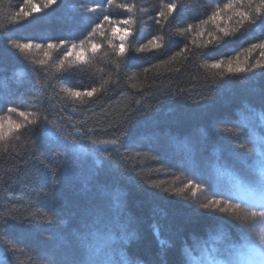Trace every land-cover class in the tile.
<instances>
[{
  "label": "trees",
  "instance_id": "1",
  "mask_svg": "<svg viewBox=\"0 0 264 264\" xmlns=\"http://www.w3.org/2000/svg\"><path fill=\"white\" fill-rule=\"evenodd\" d=\"M84 1L55 0L44 8L45 0H32L39 9L33 13L26 0H0V117L24 124L0 140V264L52 263L47 256L62 231L61 220L67 233L81 237L86 200L97 209L101 201H114L112 209L123 229L119 247L132 264H185L182 250L205 241L221 221L179 196L163 178L161 166L135 156L131 146L148 134L181 138L200 131L205 149L218 153L221 125L238 114L249 117L257 135H264V125L251 112L264 111V66L251 68L264 57L258 47L246 51L264 43V12L257 16L254 11L259 0L251 7L247 0H166L177 7L165 19L159 12L167 14V9L153 12L152 0H113L105 13L109 20L102 16L95 23L102 22L97 34L81 38L84 55L78 62L74 56L65 59L64 49L21 52L11 45L10 40L20 43L37 30L61 42L57 17L68 8L84 11ZM228 3L234 7L224 8ZM124 4L131 11L119 7ZM217 8L215 24H203ZM237 11L251 12L254 21L240 26ZM126 19L129 24L119 23ZM217 24L240 31L217 44L213 38L222 35ZM125 28V53L118 57L112 44H121ZM92 44L98 45L94 53ZM144 46L145 51H135ZM230 58L233 67L249 70L228 73ZM61 60L63 69L57 67ZM219 60L224 64L212 68ZM93 88L97 91L91 97L82 98L64 91ZM10 108L29 112L28 120L35 123ZM64 145L86 160L83 166L89 164L86 175H80L77 164L67 166ZM42 181L45 197L37 188ZM51 204L57 208L55 215L48 209ZM162 240L168 245L162 247Z\"/></svg>",
  "mask_w": 264,
  "mask_h": 264
},
{
  "label": "rangeland",
  "instance_id": "2",
  "mask_svg": "<svg viewBox=\"0 0 264 264\" xmlns=\"http://www.w3.org/2000/svg\"><path fill=\"white\" fill-rule=\"evenodd\" d=\"M165 4L166 0H152L153 12L161 10ZM83 6L84 11L68 8L61 17H57L60 24L57 28L58 38L64 41L67 47L72 43L79 44L80 40L89 36L95 23L107 12L109 4L107 0H85ZM88 8H95L96 11L88 12ZM50 37L45 30H37L20 38L19 42L41 44L43 47L40 49L32 48L36 51L47 49V44H53L55 41L61 43ZM1 100L3 97L0 95V106ZM21 111L17 109L14 114L20 116ZM22 112L28 116L30 114L27 111ZM2 117L0 123H4L5 127L9 119L14 121L8 115ZM242 122H247L252 131H255L250 118L242 114H238L234 121H225L221 125L223 135L217 146L218 153L205 149L200 131H192L181 138L169 133L148 134L136 138L131 146L135 156L154 161L161 166L163 178L172 185L175 192L176 189L184 187L188 180L201 184L202 188L195 198L192 197L190 189L178 195L196 210L213 214L220 219L221 224L209 231L205 241H195L189 248L194 258L192 264H264V245L259 243L258 237L248 235L246 227L242 228L229 213L209 212L199 206L208 199L215 198L222 203L240 204L241 209L245 211L258 212L264 208V195L253 186L254 179L259 177V157L240 147H252L249 143V133L242 129L240 134L232 135L227 131L232 129L236 132ZM62 147L61 151L66 154L67 166L77 164V168L81 170L80 175H86L90 169L89 164L86 162V166H83L81 163L86 160L78 152L71 151L70 147ZM43 184L44 181L40 182L37 188L41 189V195L45 197L47 192L42 187ZM86 202L89 208L87 212H81V219H86L85 224H82L81 237L76 239L72 231L67 233L66 221L61 220L62 231L58 232L59 237L51 246L54 254L47 256L51 259L50 264H87L88 257L95 253L105 260L112 258L118 261L124 257L119 247L123 229L116 210L112 209L114 201L111 200L109 205H106L107 201H101L98 209L92 206L91 200ZM48 209L50 213L57 214L55 205L51 204ZM259 227L257 222V230Z\"/></svg>",
  "mask_w": 264,
  "mask_h": 264
},
{
  "label": "snow or ice",
  "instance_id": "3",
  "mask_svg": "<svg viewBox=\"0 0 264 264\" xmlns=\"http://www.w3.org/2000/svg\"><path fill=\"white\" fill-rule=\"evenodd\" d=\"M26 2L30 4L31 11L33 13L39 10L37 8V6L34 3H32V0H26ZM107 2L109 5H111L113 3V0H107ZM53 3H55V0H45L43 6H44V8H47ZM247 3L251 7L253 4V0H247ZM119 7L127 8L129 11H131V8L126 4L119 5ZM176 7H177V4L175 2L163 5V8L167 9V14L162 9L159 12V16L167 19V15H171L172 12L174 11V9H176ZM233 7H234V4H232V3H228V4L224 5V8H226V9H231ZM22 11H23V9H22ZM86 11L95 12L96 9L95 8H88V9H86ZM254 11H255L257 16L259 14H261L262 12H264V0H259V3L255 5ZM19 15H20L19 12L16 13L17 17ZM23 15L25 17H27L28 15H30V13L29 12H23ZM236 15L242 17V19L239 21L240 26H242L244 24L245 20H247L249 23H252L255 19V17L252 15L251 12L245 13V12L237 11ZM219 16H220V9L217 8V10L215 12H213V14L208 18V20L202 21V23L207 24L209 21H211L215 24V22L217 21ZM229 19H231V17H229ZM108 20H109V17L107 15H105L104 21H108ZM157 22H159V21H157ZM119 23L127 25L130 23V20L126 19V20L120 21ZM101 27H102V22L97 23L95 25V28H93L92 31L89 33V37L95 36L97 34V31L100 30ZM216 27H217L218 32L222 33L221 36H216L213 38L215 43H217V44L222 39H224L225 37L234 36L238 31H240L239 27L233 28L231 30H229L228 28H225V27H220L218 24L216 25ZM3 28H4V26L0 25V31H2ZM191 28H192V26L189 25V28L187 30L190 31ZM116 32H117V29L115 27H113L112 28L113 35H115ZM199 34L200 33H198V35ZM99 35L101 37H104L105 39H107V37H105V33L103 31H100ZM127 35H129V33H128V30L125 28V29H123V35L120 36L121 44L118 47L116 45L112 44L111 40H108L109 44H112L113 50L118 57L124 56V53H125L124 41H125ZM89 37H86L85 39H88ZM10 43L14 48L19 49L21 52L29 50L33 47H35L37 49H40L43 47L41 44L18 43L15 40H10ZM150 43H152L153 48H159L160 47V45L158 43H155V42H150ZM209 43H212V41H209ZM64 44H65L64 41H61V43L59 45L49 43V44H47V49H64L63 50V56L65 57V59L74 56L75 60L77 62L80 61L84 55L85 40H80L79 45H77L76 43H72L67 48H64ZM203 46H206V45H203ZM78 47L80 48V51H76V49ZM97 47H98V45L92 44L93 53L96 51ZM257 47L262 49V51L260 52V55L262 57H264V43H260L259 45H253L252 49H248L246 51L251 53V51ZM145 50H146V46L135 49V51H137V52L145 51ZM47 55H48V52L45 51V56H47ZM177 55H179V53H177ZM39 63L43 65V64H46V61L41 60V61H39ZM223 64H224V61L219 60V61L213 63L211 65V67L212 68H220ZM257 66H264V60H257L256 63L251 65V68H255ZM57 67L59 69H63L64 61L61 60L59 62V64L57 65ZM248 70H249L248 67H240L238 64L235 67H233L232 59L230 58L228 60V67H227L228 73H240V72H246ZM64 91L72 98H82L84 96L91 97L97 91V89L93 88L91 91H86L83 93L80 91H73L71 89H64ZM9 112H17V109L16 108H10ZM251 112L253 115H256L257 118L259 119L260 123L262 125H264V111H260L257 113V112H255V110H251ZM19 115L21 117H24V119L28 123H35V120H28V114H26L25 112L21 111V112H19ZM6 123H7V127H5L4 123H0V140H6V139L12 137V134L14 132H17L19 129L24 127V124L15 123L11 119H9ZM242 129L248 131L249 137H250L249 143L252 144V147L247 148L245 145H240V147L244 148L245 151L248 152L249 154L256 155L259 157V159L257 161V165L259 168V177H258V179H254L253 186L255 187V189L257 191H259L262 195H264V135L258 136L255 131H252V129L249 127L247 122H242L240 124V126L238 127L236 132H233L232 129H227V131L229 133H231L232 135H238V134H240V131ZM113 143H116V141H113ZM177 179H179V178H177ZM201 188H202L201 184L194 183V181H192V180H188L187 184H185L184 187H182V188L176 189V192H177V194H183L186 189H190L192 197L195 198L197 196L198 191H200ZM193 202H195V200ZM116 203L119 204V197H117ZM199 206L205 210H208L209 212H217L218 211V212L229 213L230 215H232V217L234 219H236L240 223L242 228L246 227L248 235L258 237L259 243L261 245H264V208H262V210H260L258 212L252 211V210L245 211V210L241 209L240 204H234L233 205L231 203H222L221 200L215 199V198L208 199L207 202L202 203ZM257 222L259 223V226H260L259 230H257ZM157 235H159L158 230H157ZM218 238L219 237H217V239ZM168 243L169 242L167 240H162L161 246L162 247L167 246ZM182 252H183V255L185 256V264H192V261L194 259L191 255L192 250L187 248V246H186L185 249L182 250ZM87 264H132V262L127 260L124 257H121L118 261L114 260L112 258H108L107 260H105V259L101 258V256L98 253H95V254H92L88 257Z\"/></svg>",
  "mask_w": 264,
  "mask_h": 264
}]
</instances>
